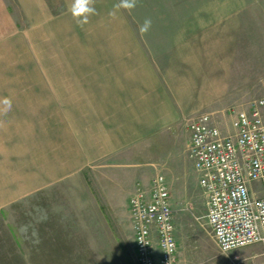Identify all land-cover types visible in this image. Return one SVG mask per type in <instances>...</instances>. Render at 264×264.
<instances>
[{
	"label": "crops",
	"instance_id": "obj_1",
	"mask_svg": "<svg viewBox=\"0 0 264 264\" xmlns=\"http://www.w3.org/2000/svg\"><path fill=\"white\" fill-rule=\"evenodd\" d=\"M23 1L28 9L34 6L25 10L35 14L33 25L0 32V215L9 235L4 245L0 240V264H80L81 236L74 229L80 228L82 212H98L86 174L92 173L95 189L114 211L122 181L140 178L130 182L129 194L138 183L148 186L151 178L142 179L145 164H159L161 141L192 99V82L179 77L176 65L195 61L185 53L212 49L197 41L179 45V37L196 32H182L175 22H217L207 34L200 29L208 38H224L229 34L218 22L250 0H161L184 6L182 15L173 6L148 18L167 22L147 35L174 38L167 45L146 41L132 24L143 19L117 9L120 0H95L96 13L83 25L71 14L73 0ZM49 2L66 9L53 13ZM214 47L207 52L220 50L219 43ZM6 98L11 108L5 112ZM17 205L28 218L24 239L10 221ZM66 212L72 216L66 218Z\"/></svg>",
	"mask_w": 264,
	"mask_h": 264
},
{
	"label": "rangeland",
	"instance_id": "obj_2",
	"mask_svg": "<svg viewBox=\"0 0 264 264\" xmlns=\"http://www.w3.org/2000/svg\"><path fill=\"white\" fill-rule=\"evenodd\" d=\"M143 1L144 4L136 3V6L129 10L130 16L143 19L141 21L132 20L134 28H137V25L140 27V23L143 25L145 19L150 18L152 13L167 11L173 6L172 12L180 15L183 12L182 7L184 6L177 3L169 6L161 4V0H154L158 4H153V0ZM248 1L242 0V2ZM27 5L23 0H0V32H5L4 30L10 26H12V31L17 28H30L33 25L31 18L35 14L25 13L28 9ZM33 7L31 6L27 12H30ZM49 7L53 13L66 9V6L60 2L56 4L49 2ZM240 8L241 10L235 6L228 20L218 22L219 27L223 25L225 32L229 34L224 38H219L220 35L211 38L206 36V28H216L217 22H175L177 28H182V32L185 31L184 28H190L196 32L192 37H179L178 42L197 41L204 44V47L208 43L209 48L213 50H215L214 45L219 43L218 48L220 49L212 54L208 53L212 49H207L208 52L205 50L202 53L199 49L193 53H185L184 56L194 57L195 61L177 63L175 71L178 72L177 74L180 73L179 77L181 75L183 78H190L192 82V99L189 107L187 105V112L185 111L181 116V121L172 127L171 132L161 141L159 164H145V175L142 177L145 183H148L147 181L156 174H163L168 180L179 246V264L264 262V244L247 245L229 252L219 249L205 217L206 195L199 185V174L194 169V162L189 156L190 120L209 113L216 119L222 131L227 133L232 130L231 121L236 110L246 108L253 99L264 98V0H250V4H241ZM151 22L149 31L145 33L146 41L150 44L167 45L174 39L167 36L148 37V33L150 34L155 27L158 28L161 25L163 29L166 28L164 23H167ZM200 28H204L206 34L204 29L201 31ZM222 43L224 45L220 46ZM178 44L184 46L183 43ZM195 46L194 44V48ZM214 56L219 58L218 62L213 61ZM221 56H223L222 59ZM157 156L155 154L150 157L151 161ZM86 178H89L88 183L96 198V211L98 212H82L80 228L74 229L81 236L80 264H139L135 253L134 229L128 202L133 193L131 191L129 194L130 182L137 183L140 178L137 180L131 178L129 182L122 181L115 188L114 199L118 211L112 210L108 199L102 195L99 188L95 189L97 182L92 179V173L86 174ZM61 199L67 201L65 196ZM62 200L59 199V201ZM67 204L65 203V207ZM68 216L69 218L72 216L71 212H66V218ZM5 219L10 220L8 216ZM27 220L23 206L17 205L12 211L10 221L15 226L16 235L22 239L26 235L25 222ZM5 221L7 220L0 215V240L3 241V245L7 242L5 239L9 238ZM67 232L68 230H65V233ZM66 247L69 250V246L66 245ZM30 263L40 264L41 262ZM12 264H25V262L12 260Z\"/></svg>",
	"mask_w": 264,
	"mask_h": 264
},
{
	"label": "built area",
	"instance_id": "obj_3",
	"mask_svg": "<svg viewBox=\"0 0 264 264\" xmlns=\"http://www.w3.org/2000/svg\"><path fill=\"white\" fill-rule=\"evenodd\" d=\"M216 122L209 113L189 122V156L206 195L213 238L223 252L264 244V98L236 110L231 131L224 133ZM128 207L138 263L179 264L166 176L156 174L148 186L138 183Z\"/></svg>",
	"mask_w": 264,
	"mask_h": 264
},
{
	"label": "clouds",
	"instance_id": "obj_4",
	"mask_svg": "<svg viewBox=\"0 0 264 264\" xmlns=\"http://www.w3.org/2000/svg\"><path fill=\"white\" fill-rule=\"evenodd\" d=\"M95 0H73L70 11L73 16L81 25L88 22V17L96 13V9L94 7ZM137 0H120V2L115 5L117 9L123 8L126 10H131L136 6ZM151 20L145 19L142 26H140L139 31L141 34H145L149 31L151 27ZM6 108L4 111H8L11 108V101L9 99H5L3 101Z\"/></svg>",
	"mask_w": 264,
	"mask_h": 264
}]
</instances>
